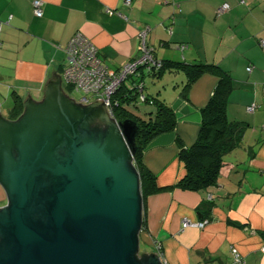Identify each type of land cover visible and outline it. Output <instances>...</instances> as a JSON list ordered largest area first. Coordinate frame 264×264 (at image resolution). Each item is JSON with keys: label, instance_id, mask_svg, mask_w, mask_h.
<instances>
[{"label": "crops", "instance_id": "crops-1", "mask_svg": "<svg viewBox=\"0 0 264 264\" xmlns=\"http://www.w3.org/2000/svg\"><path fill=\"white\" fill-rule=\"evenodd\" d=\"M34 1L0 0V98L8 103L0 113L9 119L20 116L13 118L12 112L17 102L24 111L29 95L43 101L55 75L69 95L72 88L63 78L66 47L78 32L98 48L110 69L118 70L141 55L143 29L149 28L147 42L160 59L188 62H210L203 51L207 31L218 27L232 31L231 37L223 33L222 55L219 59L217 51L211 62L219 63L234 78L227 115L248 123L243 143L225 155L217 183L208 191L175 186L147 198L140 253H157L159 243L166 264H233L237 253L242 262L236 264H264V0H131L130 4L125 0H42V17L35 15ZM225 2L231 8L219 15L217 10ZM178 43L188 47L181 50ZM150 78L154 82L147 86L148 93L171 105L177 125L148 144L144 161L157 174L159 186H173L185 174L177 139L186 146L194 144L202 108L218 78L203 75L188 99L180 94L184 73L169 71L159 79L146 80ZM88 100L92 104L99 99L88 96ZM254 102L258 106L249 112L247 106ZM150 109L146 106L144 112ZM209 199L213 206L205 217L203 204ZM185 218L207 222L204 228H183Z\"/></svg>", "mask_w": 264, "mask_h": 264}, {"label": "water", "instance_id": "water-1", "mask_svg": "<svg viewBox=\"0 0 264 264\" xmlns=\"http://www.w3.org/2000/svg\"><path fill=\"white\" fill-rule=\"evenodd\" d=\"M55 75L17 119L0 113V264H165L140 253L137 121L71 98Z\"/></svg>", "mask_w": 264, "mask_h": 264}, {"label": "trees", "instance_id": "trees-1", "mask_svg": "<svg viewBox=\"0 0 264 264\" xmlns=\"http://www.w3.org/2000/svg\"><path fill=\"white\" fill-rule=\"evenodd\" d=\"M166 1L170 2V0ZM148 46L150 47L149 44ZM177 46L184 50L188 47V44L178 43ZM151 52L154 58L161 62V66L151 67L150 69L141 68L139 76L132 75L125 79L114 94L111 106L115 119L123 121L131 118L137 121L139 125L136 135L137 151L134 163L140 174L141 192L144 201L143 229L146 228L145 206L150 195L175 186L189 191H208L211 186L215 185L221 173L225 155L242 145L248 124L245 121L228 118L227 106L229 96L235 88V82L231 73L219 63L202 60L188 62L160 59L156 55L155 49L151 48ZM169 71L185 74L186 81L180 94L186 99H188L189 91L194 83L203 75H215L218 81L210 99L202 108V122L194 144L186 146L180 138L177 139L178 157L185 167L184 176L173 186H159L157 174L144 161L145 149L155 137L176 128L177 116L175 110L164 99L148 93L146 78L159 79ZM138 84H142V93ZM141 95H144L145 98L142 99ZM139 98L140 101L151 104V109L143 114L136 112L132 107L133 105L138 106ZM254 104L258 106L257 103L254 102ZM249 106H247V110ZM22 111V103L17 102L12 117L17 118ZM211 201L212 199H209L203 204L206 210L203 211L205 217L213 206Z\"/></svg>", "mask_w": 264, "mask_h": 264}, {"label": "built area", "instance_id": "built-area-1", "mask_svg": "<svg viewBox=\"0 0 264 264\" xmlns=\"http://www.w3.org/2000/svg\"><path fill=\"white\" fill-rule=\"evenodd\" d=\"M127 4L131 3V0H125ZM44 2L42 0L34 1V13L38 17H42L44 14ZM231 8L230 4L225 2L218 8V14L221 15ZM1 29V23H0ZM147 29H143L140 34V47L142 54L122 65L118 70L110 69L103 59L99 55L98 48L81 32L76 33L69 41L66 47V63L63 68V78L67 85L73 90L82 93L83 96L80 102L87 103L88 96H94L104 101L112 114V98L116 91L120 88L121 84L129 76H139L141 68L150 69L151 67L161 66V62L157 61L151 48L147 43ZM261 45L264 47V39L261 40ZM252 68L249 67L248 70ZM140 92H143L142 84H138ZM144 99V95H141ZM257 108L256 104H252L248 107L249 112H253ZM1 109V104H0ZM114 117V116H113ZM211 198V196H209ZM207 221L193 222L188 218L183 221V228L188 226H198L204 228ZM157 253L160 255L162 261L166 264L163 258L161 244H156ZM242 258L240 254H235L234 262L241 263Z\"/></svg>", "mask_w": 264, "mask_h": 264}, {"label": "rangeland", "instance_id": "rangeland-1", "mask_svg": "<svg viewBox=\"0 0 264 264\" xmlns=\"http://www.w3.org/2000/svg\"><path fill=\"white\" fill-rule=\"evenodd\" d=\"M211 27H212V25H211ZM207 32L208 33H207L206 38H205L206 39L205 40L206 49L203 48V51L208 54V57L209 58L208 59L206 58L207 61H210L211 62L214 59L213 57L215 56V54L217 53V51L220 50V52H218V54H219L218 55L219 56L218 58L219 59H220V57L222 55L221 52H222V49H224V47L222 48L223 45L222 46L220 45L221 47H219V43L220 42L222 43V41L224 42L226 40V39L223 40V38H221L222 35H225L223 33H226L227 36L231 37L232 36V31H229L228 30V32H227L226 28L218 27L216 30H212V33L211 32L209 33V31H207ZM141 52H142V50H141ZM203 56H205V55L203 54ZM203 59H205V58H203ZM146 81H147L149 87H151L152 84H153V82H154V80H151V78L149 79V81L148 80H146ZM68 93H69V96L71 98H75V99H81L82 96H83L82 93H79V92H77V91H75L73 89L72 90H68ZM0 99H1L0 101H1V103L3 105V108L1 106V109L0 110H3L4 109L3 111H5L6 106L8 105V103H6L7 100L5 101V98H0ZM138 106L133 105L132 107L137 112H140V110L142 112H144V109L146 108V106H151V104H146V103L140 101V98H139ZM4 202H5V193H4L3 189L0 188V205H3ZM141 249L143 251H145V247L144 246H141Z\"/></svg>", "mask_w": 264, "mask_h": 264}, {"label": "flooded vegetation", "instance_id": "flooded-vegetation-1", "mask_svg": "<svg viewBox=\"0 0 264 264\" xmlns=\"http://www.w3.org/2000/svg\"><path fill=\"white\" fill-rule=\"evenodd\" d=\"M0 188H2L3 189V191H4V193H5V202H4V204L3 205H0V208H3V207H5V206H7L8 205V203H9V200H8V195H7V193H6V191H5V189L3 188V186L0 184Z\"/></svg>", "mask_w": 264, "mask_h": 264}]
</instances>
